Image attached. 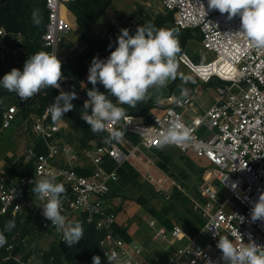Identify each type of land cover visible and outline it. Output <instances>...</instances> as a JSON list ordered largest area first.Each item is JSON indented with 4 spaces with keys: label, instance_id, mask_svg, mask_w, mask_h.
Returning <instances> with one entry per match:
<instances>
[{
    "label": "built area",
    "instance_id": "obj_1",
    "mask_svg": "<svg viewBox=\"0 0 264 264\" xmlns=\"http://www.w3.org/2000/svg\"><path fill=\"white\" fill-rule=\"evenodd\" d=\"M42 1L46 27L41 44L47 52L56 53L62 63L61 43L74 28L67 10L71 0ZM162 4L173 13L177 27L199 30L203 48L214 53L211 61L202 64L208 70H200L198 65L195 69L185 53L181 61L204 83L214 79L223 83L215 101L199 113L195 94L181 98L172 93L154 102L156 110L149 118L125 114L117 123L106 125L108 135L119 130L137 136V143L121 138L110 146L91 144L81 150L64 141L59 121H52L47 111L50 105L45 106L30 120L32 132L38 139L37 144L32 143L26 149L25 156L33 163V168L27 174L0 180V214H9L21 222L29 215H38L42 229L56 232L51 221L43 216L45 201L32 191L36 180L54 176L66 189L61 200L62 214L67 221L73 216H83L87 223L93 224L102 233L98 244L105 258V253L115 251L121 264H142L134 257L139 253L134 244L115 232L119 207L109 197L118 183L117 168L127 162L139 167L165 198H170L175 191L181 192L202 221L199 230L190 234L177 224L167 228L157 219H151L154 240L173 239L179 243L167 264H209V261L225 264L217 247L219 236L235 242L240 234L244 243L254 241L264 246V219H251L253 206L264 193V48L252 47L242 34L236 33L241 25L238 15L229 20L227 14L209 10L207 0H163ZM28 57L23 33L0 27V67L14 64L19 69ZM59 84L57 91L74 90L76 100L88 99L64 72ZM178 99H181L179 104ZM17 114V104L8 105L2 115L1 129L11 127ZM173 119L184 125L189 139L164 147H175L182 153L192 151L211 166V180L201 186L198 198L148 155L153 149L161 148V133ZM110 160L116 164L113 170L107 168ZM209 227H215L219 236L213 235L215 229L208 231ZM15 245L12 242L6 247L7 258H12L16 264H28L21 254L13 253Z\"/></svg>",
    "mask_w": 264,
    "mask_h": 264
},
{
    "label": "clouds",
    "instance_id": "obj_2",
    "mask_svg": "<svg viewBox=\"0 0 264 264\" xmlns=\"http://www.w3.org/2000/svg\"><path fill=\"white\" fill-rule=\"evenodd\" d=\"M201 6L204 8L203 4ZM207 7L227 14L229 20L238 15L241 25L236 33L242 34L252 47L264 48V0H207ZM31 18L36 26L41 24L42 17L38 8L32 10ZM117 45L107 59L93 57L88 70L87 79L93 87L87 90L88 99L84 101L80 116L93 133L104 131L109 122L115 124L125 117V109L120 105L135 107L139 102H146L151 98L150 89L165 88L169 81L177 79L176 57L181 48L176 29L158 28L148 22L138 26L135 34L130 35L129 29L123 28L117 37ZM111 47L110 44L109 48ZM62 78V63L56 53L38 51L28 57L22 71L12 68L6 73L0 79V85L9 92H15L20 100L27 101L43 89H60L59 81ZM98 83L103 85L107 94L99 91L96 87ZM109 95L116 99V103L109 99ZM186 96L187 91L181 87V98ZM75 99L78 96L74 90L59 91V95L47 109L54 123L73 110L72 101ZM177 103H181V99ZM123 135L124 132L114 130L106 142L118 141ZM187 139L189 132L179 120L173 119L161 133L159 147L178 144ZM115 178L113 173V179ZM32 191L38 199L45 201L43 216L51 221L57 232L62 233L63 241L69 247L83 239L82 224L68 222L62 214L61 197L66 192L63 183L57 182L54 176L41 178L35 181ZM239 218L240 221L243 220V217ZM251 219H264V193L260 194L253 206ZM15 226V221L9 220L4 230L10 232ZM213 229V235L219 236L215 227H209L208 231ZM5 244L7 238L4 232H0V247ZM217 247L225 264H264V246L257 245L254 241L244 243L240 234L235 242L226 236H219ZM105 256L108 264H121L115 251L105 253ZM92 264H101V257L93 256Z\"/></svg>",
    "mask_w": 264,
    "mask_h": 264
},
{
    "label": "rangeland",
    "instance_id": "obj_3",
    "mask_svg": "<svg viewBox=\"0 0 264 264\" xmlns=\"http://www.w3.org/2000/svg\"><path fill=\"white\" fill-rule=\"evenodd\" d=\"M162 1L163 0H112L106 13L103 15V17H105L104 20L108 23V32L105 36L107 37L109 35L110 27H114L118 30L127 28L130 32L138 26L152 21L155 22L157 19H160V17H166L170 12L164 8ZM102 21L103 20H101V22ZM161 27L177 30L172 22H165ZM74 38V34L69 33L61 43L59 53L62 62L66 58H74L80 52V47L75 45ZM81 42L84 46L85 43L83 41ZM184 53L187 54L195 64L207 63L215 57L213 52L203 48L199 30H192L190 40H188L185 49L178 53L176 57V63L178 65L177 79L169 81L165 88L159 90L154 88L150 89V99L155 101L164 100L172 93L181 96V87H183L187 91V95L195 94V103L198 106L199 113H201L207 110L215 101L218 95L217 90L223 83L219 82L217 79L204 83L181 61V55ZM216 69H221L224 73L226 72V70L219 67H216ZM202 70H208V68H202ZM88 74L89 73H86L84 77L81 78L80 84L82 86L89 84L87 79ZM185 80L187 82H185ZM102 92L107 94L105 91ZM40 94L41 92L27 101L20 100V98L12 92L6 97L5 102L9 103L7 106L12 103L17 104L18 114L17 121L11 128L0 130V180L2 178H16L29 173L32 169L28 167L31 162L26 159L25 152L32 143L37 144L38 138L32 132L30 125L31 116L36 113H31L29 118L24 121L21 119L20 111L37 107L39 105ZM109 99H111L113 103H116L114 97L109 95ZM120 106L123 107L122 105ZM129 112L128 109L125 110V114H130ZM158 113H161V111L158 110ZM59 124L60 136L64 141L71 144V146L76 149L81 150L82 148L78 142L79 135L73 125L65 118H62ZM123 138L127 139L130 143H135L131 134H124L122 139ZM91 144L96 143L92 142L90 145ZM163 148L162 151L170 157V162L167 165V173L174 179H176L175 177H179V179L176 180L187 187L194 197L198 198L201 186L211 180V166L209 162L203 157L196 156L192 151L181 153L175 147ZM148 155L153 157L156 162L161 159L159 155L152 151L148 152ZM131 166L132 170L129 171V179L122 181L119 178L118 183L113 188L112 199L119 207L118 213L125 211L124 209L126 206L130 205L133 208V213H135L138 218L141 216L147 221L154 218L145 208L135 201L136 197L142 193L148 196L150 205L158 212L168 210L167 217H169L174 224L182 228L185 227L188 232H190L192 228L198 227L200 218L197 212L192 208L188 198V200H183L179 196L175 198H165L163 194L155 190V187L148 181L139 167L132 164ZM30 167H32V165ZM182 172L185 173L187 177H184ZM29 226H31V229H28V233L26 234L20 228L18 229L13 235V237H15L14 242L15 244H18V241L22 242L23 246L21 247L22 251L20 254L23 259L29 252H32L28 259L25 260L28 264H43L40 257L41 252L49 249L51 242L57 239V237L59 238V232L45 231L41 228L40 222L36 220L34 222L30 221ZM178 245L179 243L173 239H158L152 241L148 249L154 257L164 264H167L168 246L175 247Z\"/></svg>",
    "mask_w": 264,
    "mask_h": 264
},
{
    "label": "trees",
    "instance_id": "obj_4",
    "mask_svg": "<svg viewBox=\"0 0 264 264\" xmlns=\"http://www.w3.org/2000/svg\"><path fill=\"white\" fill-rule=\"evenodd\" d=\"M112 0H71L67 3L68 11L71 15V18L74 20L76 24V32L81 41L85 43L83 49L74 57V58H66L62 62V70L64 74L73 81L80 90L87 95V90L91 89L93 85L90 83L82 86L80 84L81 78L84 77L86 73H89V67L91 65L93 57L98 56L100 59H107L111 53V51L115 50L117 47V37L120 34V30L110 27L109 35L107 37H101L95 34L94 26L96 23L103 17L109 8ZM34 8H38L40 10V14L42 17V22L39 26H36L32 22L31 13ZM165 22L174 23L173 13L170 12L166 17H160L153 23L156 27H161ZM174 26L177 28V32L179 34V43L181 51L185 49V46L190 40L191 37V29H181L177 27L174 23ZM0 27L6 28L8 31L21 32L25 36L26 46L28 49L29 57L35 54L38 51H45L47 49L44 48L41 44V36L45 32L46 27V11L44 1L42 0H0ZM137 28L132 29L129 33L130 35H134ZM111 44V48L109 45ZM195 64V63H194ZM202 65V64H196ZM24 66V65H23ZM23 66L19 69L22 71ZM12 68H16L14 64H9L8 66L0 67V79L8 73ZM96 87L102 92L106 90L103 85L97 84ZM11 92L7 91L0 85V130L2 125V115L6 110L7 104L6 97ZM14 93V92H12ZM59 95V91L55 88H46L43 89V92L39 95V105L34 108H30L27 110H21V119L27 120L31 113H41L43 108L47 105H51L55 97ZM115 100V99H114ZM10 102V101H9ZM155 100H147L146 102H139L135 107H129L128 105H122L126 110L128 109L131 115L134 116H142L144 118H149L151 113H153L156 108L154 107ZM74 108L73 110L64 114L63 118L67 119L73 127L78 132L79 138L78 142L80 143V147L82 149L91 147L90 143L95 142L97 146L107 145L110 146L116 140H112L110 143L106 142L109 135L104 131L99 133H93L90 129V126L81 119V113L83 111L84 101L81 100H73L72 101ZM127 114V113H126ZM17 121H14V123ZM13 123V124H14ZM12 124V126H13ZM11 126V127H12ZM9 127V128H11ZM7 128V129H9ZM4 129V130H7ZM127 134V133H125ZM134 139L135 143L139 140L137 136L131 135ZM164 148H155L153 152L161 157L158 160V165L163 168L165 171H168V163L170 162V157L162 151ZM182 153V152H181ZM28 166L29 168H33V163L31 162ZM116 167V164L113 160L108 161L107 168L108 170H113ZM193 167V165H192ZM132 170V166L129 163H125L123 166L117 168V172L119 178L124 181L129 179V171ZM202 170V169H201ZM203 171V170H202ZM87 173V172H84ZM184 177H187L185 173L182 172ZM179 179V177H175ZM181 178V177H180ZM113 196V192L110 194L111 200ZM181 197L183 200H188L186 196H184L181 192L175 191L171 197ZM135 201L141 205L143 208L150 213L154 219H157L161 222L162 225L167 228H171L174 223L173 221L167 217L168 210L166 211H157L154 207L150 205V200L147 195L139 194ZM1 207V204H0ZM163 212V214H162ZM184 219V218H182ZM181 219V220H182ZM199 219V218H198ZM14 220L15 228L12 231L8 232L4 230V226L7 221ZM38 221L40 219L38 215H29L25 222H21L18 218H13L11 215H3L0 214V232H4V235L7 238V244L3 247H0V264H16V262L12 258L8 257V251L6 247L14 242L13 235L20 228L26 233H28V229H31L29 226L30 221ZM68 222L76 223L80 222L84 229L83 239H81L76 245L69 247L66 242L61 240V232H59V238L54 239L49 249L43 250L41 252V259L43 264H92L93 256L101 257V264H108L107 259L103 256L102 252L99 248V239L102 236V233L98 231L93 224H89L86 222L85 217L73 216ZM185 222V221H184ZM202 225V221L199 219V225L196 228L191 229L190 234L196 233ZM185 230L186 228L183 227ZM115 232L117 236L125 240L126 242H130L132 239L127 233V229L124 227H120L118 225L115 226ZM48 232H53L51 230H45ZM188 231V230H186ZM24 234V235H25ZM13 237V238H12ZM22 242L18 241V244L15 245L13 250L14 254H20L22 249ZM32 252H29L26 256H24V260H27Z\"/></svg>",
    "mask_w": 264,
    "mask_h": 264
},
{
    "label": "crops",
    "instance_id": "obj_5",
    "mask_svg": "<svg viewBox=\"0 0 264 264\" xmlns=\"http://www.w3.org/2000/svg\"><path fill=\"white\" fill-rule=\"evenodd\" d=\"M104 19L105 17H102L94 26L95 34L101 37H106L105 35L108 32V23ZM101 20L103 21L101 22ZM73 23H74V28L70 33L74 34L75 36L74 43L75 45L80 47V51H81L85 45L83 46L82 42L78 37V34L76 32V24L74 20ZM132 209L133 208L130 205H127L126 208L124 209L125 211L118 213L117 225L127 229V233L132 239L129 243L134 244V246L139 250V253L134 254L135 259L141 262L142 264H164L162 261L154 257L148 249V247L151 245V242L154 241V239L151 236L153 230L149 224L151 219L147 221L145 218H142L141 216L138 218L137 215L133 213ZM174 248H175L174 246H168V254L166 259L167 262H168V258L173 253Z\"/></svg>",
    "mask_w": 264,
    "mask_h": 264
},
{
    "label": "bare ground",
    "instance_id": "obj_6",
    "mask_svg": "<svg viewBox=\"0 0 264 264\" xmlns=\"http://www.w3.org/2000/svg\"><path fill=\"white\" fill-rule=\"evenodd\" d=\"M198 66L200 67L199 68L200 70H202V68H204L203 65H198ZM194 68L197 69L196 64H194Z\"/></svg>",
    "mask_w": 264,
    "mask_h": 264
}]
</instances>
